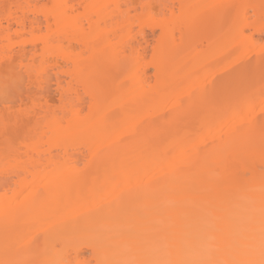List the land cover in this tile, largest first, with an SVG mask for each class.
<instances>
[{"label":"bare ground","instance_id":"6f19581e","mask_svg":"<svg viewBox=\"0 0 264 264\" xmlns=\"http://www.w3.org/2000/svg\"><path fill=\"white\" fill-rule=\"evenodd\" d=\"M161 1L155 11L147 0H0L11 11L0 62L39 60L62 103L51 118L36 113L46 129L12 145L24 155L0 173V262L259 261L264 61L244 56L264 40V0ZM228 19L219 53H195L199 32ZM230 57L253 66L236 75ZM45 73L32 100L44 107Z\"/></svg>","mask_w":264,"mask_h":264},{"label":"rangeland","instance_id":"374dc122","mask_svg":"<svg viewBox=\"0 0 264 264\" xmlns=\"http://www.w3.org/2000/svg\"><path fill=\"white\" fill-rule=\"evenodd\" d=\"M168 0H164V2H167ZM171 1V0H170ZM223 1H225V0H223ZM222 1V2H223ZM227 1V0H226ZM229 1V0H228ZM147 2H149V3H147V5L146 6H148V4H150L151 5V7L153 8V10H157L158 9V4H160V2L162 3V1L161 0H147ZM169 2V1H168ZM216 2V1H215ZM220 2H221V0H220ZM145 3H146V1H145ZM156 3V4H155ZM156 6H155V5ZM4 12L2 13V14H6V16L8 15L7 13L9 12V10L8 9H2ZM141 10V7H139V9L137 10V11H135V12H137V13H140L139 11ZM143 10V9H142ZM0 11H1V9H0ZM8 11V12H7ZM14 11V10H13ZM12 11V12H13ZM144 11H146V10H144ZM144 11H142V14L143 13H145ZM2 12V11H1ZM11 12V11H10ZM9 12V13H10ZM134 11L132 12L133 14L135 13ZM252 13V12H251ZM1 13H0V17H1V15H2ZM132 14V15H133ZM135 15H138V14H135ZM134 15V16H135ZM3 16V15H2ZM5 15L3 16V17H6ZM2 17V18H3ZM41 17H42V15H41ZM2 18H0L1 20H3ZM252 19L254 20V18L252 17ZM252 19H250V20H252ZM252 20V21H253ZM251 21V22H252ZM232 23V20H227L226 21V23H224V24H222V25H219V24H213V25H211L210 27L212 28V29H210V27L209 28H205L204 30H201L200 32H199V36L200 37H198L197 39V41H196V44H197V46H195V48L196 47H198V49L196 50L195 49V53H200V55H202V56H205V57H209V56H212L213 54L214 55H216V54H218L219 53V51L221 50V48H220V46H221V42L222 41H224V39L223 38H227L226 36H228V34H230V33H232L233 31V29H234V27H235V23H234V25H232L231 23ZM233 26V27H229V26ZM242 25H243V23H242ZM246 25V24H245ZM243 25V27L242 26H240L239 25V27L241 28H246V29H244L245 31H246V34L248 33H250L251 34V32L253 33V29L252 28H250V27H248V25ZM150 26V25H149ZM212 26H214V27H212ZM230 28H231V31L232 32H230V31H228V30H230ZM146 29H147V31L148 32H150V33H152V29H153V27H152V25L150 26V27H146ZM214 29V30H213ZM154 30V29H153ZM219 32H218V31ZM155 33L158 31V29L156 28L155 30ZM202 31H205V33H206V35H205V33L203 32V35L201 34V32ZM207 31V32H206ZM214 31H215V33H214ZM220 35H219V34ZM158 34H159V31L156 33V35H155V37L154 36H152V38H151V41H155L156 39V37L158 36ZM249 34V35H250ZM224 35V36H223ZM226 35V36H225ZM252 35V34H251ZM203 36V37H202ZM214 36V37H213ZM217 36V37H216ZM254 36L256 37V38H258V34L256 35V34H254ZM215 38H217L216 40H215ZM220 38H222V39H220ZM153 39V40H152ZM155 39V40H154ZM212 39V40H211ZM262 39H264V36H263V38ZM213 40H215V41H217V42H215V43H213L212 44V41ZM222 40V41H221ZM218 41H219V44H218ZM263 43H264V40H261ZM214 42V41H213ZM262 42H259V43H261V44H259L258 46H257V48L256 49H259V47H260V49L261 50H264L263 48H264V44H262ZM195 44V45H196ZM217 46H216V45ZM212 45V46H211ZM214 46V48H212ZM218 46H219V48H218ZM262 46V47H261ZM210 47V48H209ZM222 47V46H221ZM212 48V49H211ZM216 48V49H215ZM150 49H152L151 47L149 48V54L151 53V50ZM209 49V50H208ZM219 49V50H218ZM256 49L254 50V51H256ZM206 50V51H205ZM211 50H213V52L211 51ZM217 50H218V52H217ZM253 51V52H254ZM258 51V50H257ZM206 52V53H205ZM211 52H212V54H211ZM253 52H250L252 55H249L250 53H248L247 55H245L244 56V58H246V57H248L250 60H251V63L253 64V65H256L255 63H253L252 62V60L254 61V62H256L257 60H258V62H259V60L261 59V57H263V59H261L260 60V62L261 61H264V51H262V52H257V53H255V55H254V53ZM209 53V54H208ZM228 54V53H227ZM257 54V55H256ZM229 55V54H228ZM258 57H260V58H258ZM232 57H230L229 58V63L231 64V63H233L232 65H231V67L233 66V67H235V66H237V68L238 69H236L235 70V68H234V71L232 72V73H234L235 71H237L238 70V72L237 73H235L236 75L237 74H239L240 73V71L241 70H243V68H246L247 66L249 67V66H253V65H251V63H250V60L249 59H246L245 61L244 60H242L243 59V57H242V59H241V57L240 58H237V59H241L242 61H238L237 59L236 60H234L235 59V57H233V61L231 62V59ZM256 60V61H255ZM235 61H237V64H235ZM239 62V63H238ZM241 62H243V63H241ZM257 62V64H259ZM1 63V65H0V170H1V172L0 173H2V171H4L3 172V175H5V173L6 174H8L7 172H9L11 169H12V171H13V168H16L17 167V158H19L20 157V154L21 153H19V152H23V151H18V153H19V155H16L15 156V154L14 153H16L17 152V147H19L21 144V148H24V146H26L27 144L25 143V142H27V143H31V142H29V141H31L32 139H34V140H32V141H36L35 140V138H34V135L36 136V135H38V134H40V132H41V130H38V129H40V128H42V126H43V123L42 122H44V121H42V122H40V123H42V126H41V124L39 125V121H37V119H35V115H36V113L39 111H41V114L43 115V111H45V116H47V114H51L50 115V117H49V115H48V118H51L53 115H54V113H56V112H60L61 110H58L57 108H60L61 106L60 105H62V103L60 102V95H59V93L57 92V86H56V82H55V80H51V78H53L52 76L54 75V72L51 74L52 76L50 77V74H49V76H47V72L46 71H44L42 68V64H41V62H39V60L37 61V63L35 62L33 65H30V67H26V68H24V67H21V66H17L16 64V66H14V64H11L10 65V63H8L7 61H5V62H0ZM226 63H228V62H226ZM242 65H241V64ZM247 63V64H246ZM249 63V64H248ZM263 62H261V64H262ZM244 64H246V66H244ZM244 66V67H240V66ZM227 68L226 70L228 71L229 69H232V68ZM241 69V70H240ZM44 72H43V71ZM240 70V71H239ZM46 72V73H45ZM52 72V71H51ZM45 73V75L47 76V78H48V81L50 82H48V84L50 85H48L49 87H48V89L50 90V92H49V94L51 95L50 97H51V104L49 103V105L50 106H47V104H46V106L44 107L43 105H45V104H43L42 105V103H44V101H39V102H41L40 104H37V102H36V104L38 105H35L34 104V102H32V100L34 99L35 100V97L37 96V94H38V91H37V88H38V84H39V80H40V78L42 79V74H44ZM227 73V76H228V74H229V77H231L232 75H231V71L230 72H226ZM242 73V72H241ZM261 73V72H260ZM224 74H225V72H224ZM223 74V75H224ZM234 74V75H235ZM40 75H41V77H40ZM45 75H43V77L45 76ZM212 75V76H211ZM211 75H209L210 76V78H212V77H214V79H215V81H218V80H216V77H218V76H220L221 77V79H223L222 78V75H220V74H211ZM263 75V74H262ZM46 76L44 77V78H46ZM209 76H208V78H209ZM216 76V77H215ZM225 76V75H224ZM226 76V77H227ZM40 77V78H39ZM219 77V78H220ZM264 77V76H263ZM263 77H261L262 79H263ZM43 78V79H44ZM218 78V79H219ZM207 79V78H206ZM213 79V78H212ZM213 79V80H214ZM209 80V79H208ZM47 81V80H46ZM211 81V80H210ZM209 81V82H210ZM254 81V80H253ZM255 81H258V80H255ZM251 82L252 84H254L253 85V87H255V84H256V82ZM260 81V80H259ZM264 81V80H263ZM262 81V84L260 83H257V85L256 86H264V82ZM38 83V84H37ZM55 83V84H54ZM210 84H212V83H210ZM209 83L207 84V85H210ZM241 86V85H240ZM260 86V87H261ZM52 87V88H51ZM236 89V88H235ZM240 89L242 90V88L240 87ZM245 89V88H244ZM236 90H238L239 91V89H236ZM235 91V90H234ZM37 92V94H35ZM232 92V91H231ZM240 92V91H239ZM242 92V91H241ZM33 94H35L34 96H33ZM34 97V98H33ZM28 98V99H27ZM6 101H7V103H6ZM42 106V107H41ZM49 108V110H50V108H51V110H52V112H53V109H54V112L53 113H51L50 111H48L47 112V110H45V109H48ZM40 109H44L43 111L42 110H40ZM57 109V110H56ZM61 109V108H60ZM262 111V110H261ZM47 112V113H46ZM261 113V112H260ZM262 114V113H261ZM263 114H264V112H263ZM44 115H43V117H45ZM41 117V116H40ZM42 117V118H43ZM38 122V125L39 126H41V127H39V126H36L37 125V122ZM45 124V123H44ZM44 127V129H46L45 128V126H43ZM37 130H38V132H37ZM43 130V129H42ZM35 133V134H34ZM44 135H46V137L45 136H43L44 138H41L42 139V141L44 140V141H46L47 140V137H49V135L50 134H48V131L46 132V134H44ZM38 138H39V136H37V140H38ZM49 141V140H48ZM33 143V142H32ZM43 143V142H42ZM46 144L45 145H43V146H45L46 147V145L48 146V142H45ZM10 145V149L12 150V153L13 154H9L8 152H10L11 150L9 149V145ZM19 144V145H18ZM25 144V145H24ZM28 144V145H29ZM12 145L15 147V146H17L16 148H13L12 147ZM50 145V144H49ZM23 146V147H22ZM42 146V148H44ZM13 149H12V148ZM19 147V148H20ZM48 147H50V146H48ZM47 149V148H46ZM49 149V148H48ZM10 150V151H9ZM13 151H15V152H13ZM25 151V150H24ZM18 153H16V154H18ZM7 155V156H6ZM9 155H11V157L13 158V156H14V159H12ZM24 155V154H23ZM22 154H21V156H23ZM19 156V157H18ZM2 157V158H1ZM6 158V159H4V158ZM9 157H10V159H9ZM17 157V158H16ZM16 158V159H15ZM8 159V160H7ZM10 160H11V162H12V160L13 161H16L15 163H16V166H15V164H13V162L12 163H10ZM6 161H7V163L8 164H6ZM10 163V164H9ZM1 164H2V166H1ZM12 164V165H11ZM6 165V166H5ZM10 166V168L9 167H7V166ZM12 166V167H11ZM2 167H4V168H2ZM6 167V168H5ZM9 168V169H8ZM12 171H10V172H12ZM9 172V173H10ZM2 175V174H1ZM59 247V249H62V247H60V246H58ZM85 251L87 252V258L88 259H90L91 261L93 260V258H92V256H91V254H90V251L87 249H85ZM88 254H90V256L88 255Z\"/></svg>","mask_w":264,"mask_h":264},{"label":"snow or ice","instance_id":"6c2138e0","mask_svg":"<svg viewBox=\"0 0 264 264\" xmlns=\"http://www.w3.org/2000/svg\"><path fill=\"white\" fill-rule=\"evenodd\" d=\"M7 103V101H6ZM264 212V210H262ZM47 253V249H45ZM0 264H66V262L59 261L57 259H43L38 262L26 261V262H18V261H7L0 262ZM124 264H135V262H124ZM244 264H264V242L261 244V252L259 261L256 260H248L245 261Z\"/></svg>","mask_w":264,"mask_h":264},{"label":"clouds","instance_id":"9594fccd","mask_svg":"<svg viewBox=\"0 0 264 264\" xmlns=\"http://www.w3.org/2000/svg\"><path fill=\"white\" fill-rule=\"evenodd\" d=\"M190 264H206V262L203 260H199V259H192L190 261Z\"/></svg>","mask_w":264,"mask_h":264}]
</instances>
